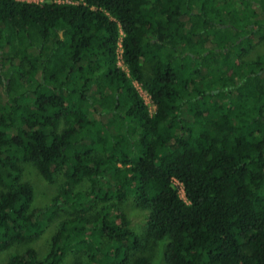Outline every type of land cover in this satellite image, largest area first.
Masks as SVG:
<instances>
[{
  "label": "trees",
  "instance_id": "trees-1",
  "mask_svg": "<svg viewBox=\"0 0 264 264\" xmlns=\"http://www.w3.org/2000/svg\"><path fill=\"white\" fill-rule=\"evenodd\" d=\"M255 41L264 0H0V264H264Z\"/></svg>",
  "mask_w": 264,
  "mask_h": 264
},
{
  "label": "rangeland",
  "instance_id": "rangeland-1",
  "mask_svg": "<svg viewBox=\"0 0 264 264\" xmlns=\"http://www.w3.org/2000/svg\"><path fill=\"white\" fill-rule=\"evenodd\" d=\"M21 1H27V2H39L41 3L43 0H21ZM62 2H75L76 0H59ZM264 52V41H255L254 42V49L251 52V57H255L257 54ZM139 90L141 91L142 95L144 96L147 104L149 105L150 109L153 111L154 106L151 102L150 96L148 93L138 84ZM23 177L25 180L30 181L35 189V200L34 205L35 206H47L52 198L59 192V188L61 187L62 179L59 178L56 182H49L39 173L37 168L32 163H24V174ZM179 184V183H178ZM86 187V185L84 186ZM181 194L183 197H185L184 191L181 188ZM121 208L123 211L127 214L129 219L132 222V227L135 228L139 233L143 231V228L147 222V214L144 210L136 207L132 200H127L121 205ZM69 210H60L59 215L56 218L55 223H53L50 227L47 228L44 235L37 241L33 243L39 251L40 254L43 255L48 248V242L50 239V236L54 232V228L58 222L62 220V217L68 216ZM22 246H15L12 249H9L7 251H0V263H3L7 260L9 254L11 251H15L16 249H20ZM77 253L76 252H69L62 264H74L77 259ZM155 264H166L165 260L163 259V245H160L158 250V256L155 260Z\"/></svg>",
  "mask_w": 264,
  "mask_h": 264
},
{
  "label": "built area",
  "instance_id": "built-area-1",
  "mask_svg": "<svg viewBox=\"0 0 264 264\" xmlns=\"http://www.w3.org/2000/svg\"><path fill=\"white\" fill-rule=\"evenodd\" d=\"M120 64H122V62L120 61Z\"/></svg>",
  "mask_w": 264,
  "mask_h": 264
}]
</instances>
